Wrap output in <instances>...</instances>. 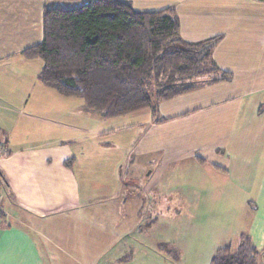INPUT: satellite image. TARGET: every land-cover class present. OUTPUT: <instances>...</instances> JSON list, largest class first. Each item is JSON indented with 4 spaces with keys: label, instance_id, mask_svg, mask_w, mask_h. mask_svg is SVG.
<instances>
[{
    "label": "crops",
    "instance_id": "0c3cea01",
    "mask_svg": "<svg viewBox=\"0 0 264 264\" xmlns=\"http://www.w3.org/2000/svg\"><path fill=\"white\" fill-rule=\"evenodd\" d=\"M124 1L173 9L184 41L220 36L211 59L231 76L195 77L154 113L109 118L137 115L100 133L96 122L109 119L43 85L41 59L21 54L41 41L44 8L65 5L0 0V264H95L138 224L144 192L131 196V180L164 181L176 206L198 194H264V1ZM70 97L81 101L71 108Z\"/></svg>",
    "mask_w": 264,
    "mask_h": 264
},
{
    "label": "trees",
    "instance_id": "16d2710c",
    "mask_svg": "<svg viewBox=\"0 0 264 264\" xmlns=\"http://www.w3.org/2000/svg\"><path fill=\"white\" fill-rule=\"evenodd\" d=\"M178 29L171 8L138 12L124 0L49 6L43 10L41 41L21 54L42 60L39 82L60 95L80 97L86 109L104 118L147 108L154 113L156 102L193 89L196 84L188 79L212 71L219 76L211 82L231 76L211 59L220 36L187 42ZM257 254L241 233L234 249H217L209 264H254Z\"/></svg>",
    "mask_w": 264,
    "mask_h": 264
},
{
    "label": "rangeland",
    "instance_id": "374dc122",
    "mask_svg": "<svg viewBox=\"0 0 264 264\" xmlns=\"http://www.w3.org/2000/svg\"><path fill=\"white\" fill-rule=\"evenodd\" d=\"M79 1L82 0H50V3L66 6L82 3ZM41 64L43 65L42 60ZM206 75L218 77L219 72L212 71ZM67 100L66 104H71V108L77 106L73 102L81 101L75 97ZM48 104L60 106L55 101ZM134 116L137 115H128L121 119H98L96 127L98 132L103 133L113 127L127 124L126 122ZM77 120L78 118L75 122ZM83 121L85 122L84 119ZM91 121L95 122L92 119ZM109 139L112 138L106 135L99 138L101 142ZM98 153L102 154V151L99 150ZM142 181L140 179L129 182L131 196L137 191V187L144 192L139 210L138 205L132 210V215L137 216L138 224L131 228L127 243L119 239L95 264H209L217 249L226 245L234 249L239 243L241 233L249 236L257 248L258 254L254 264H264V194H249L243 190L232 194H198L191 202L176 206L171 202L174 194L164 185V181L153 187L142 186ZM229 183L228 180L224 185L226 191ZM153 192L155 195L150 194ZM253 202L257 204V210L252 206ZM160 245L165 247H159Z\"/></svg>",
    "mask_w": 264,
    "mask_h": 264
}]
</instances>
